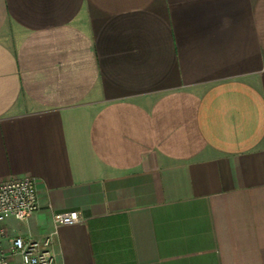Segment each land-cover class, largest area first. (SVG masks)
<instances>
[{
	"label": "crops",
	"instance_id": "1",
	"mask_svg": "<svg viewBox=\"0 0 264 264\" xmlns=\"http://www.w3.org/2000/svg\"><path fill=\"white\" fill-rule=\"evenodd\" d=\"M31 177L56 264H264V0H0V181Z\"/></svg>",
	"mask_w": 264,
	"mask_h": 264
},
{
	"label": "built area",
	"instance_id": "2",
	"mask_svg": "<svg viewBox=\"0 0 264 264\" xmlns=\"http://www.w3.org/2000/svg\"><path fill=\"white\" fill-rule=\"evenodd\" d=\"M39 208L35 180L25 176L0 181V264H56L52 253L53 238L61 226L79 222L76 211L55 214L54 230L44 238L10 236L6 222H24Z\"/></svg>",
	"mask_w": 264,
	"mask_h": 264
}]
</instances>
